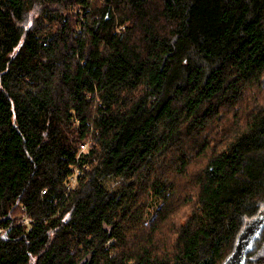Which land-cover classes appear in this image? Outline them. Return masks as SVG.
<instances>
[{
    "label": "trees",
    "instance_id": "trees-1",
    "mask_svg": "<svg viewBox=\"0 0 264 264\" xmlns=\"http://www.w3.org/2000/svg\"><path fill=\"white\" fill-rule=\"evenodd\" d=\"M236 252L264 264V0H0V264Z\"/></svg>",
    "mask_w": 264,
    "mask_h": 264
},
{
    "label": "built area",
    "instance_id": "built-area-1",
    "mask_svg": "<svg viewBox=\"0 0 264 264\" xmlns=\"http://www.w3.org/2000/svg\"><path fill=\"white\" fill-rule=\"evenodd\" d=\"M88 144L84 145L82 148V152L86 150ZM83 173V169L81 167H76L74 172L69 175V177L67 178V180L65 181V187L67 188V190H71L73 189V187L78 183L79 180V176ZM46 189L43 190V192H45ZM26 221L29 222L30 219L26 218ZM113 240H110L109 244L112 242Z\"/></svg>",
    "mask_w": 264,
    "mask_h": 264
},
{
    "label": "flooded vegetation",
    "instance_id": "flooded-vegetation-1",
    "mask_svg": "<svg viewBox=\"0 0 264 264\" xmlns=\"http://www.w3.org/2000/svg\"><path fill=\"white\" fill-rule=\"evenodd\" d=\"M243 259H245L243 252L242 253L236 252L234 254V257H232V260L229 262V264H241L242 261H244Z\"/></svg>",
    "mask_w": 264,
    "mask_h": 264
},
{
    "label": "water",
    "instance_id": "water-1",
    "mask_svg": "<svg viewBox=\"0 0 264 264\" xmlns=\"http://www.w3.org/2000/svg\"><path fill=\"white\" fill-rule=\"evenodd\" d=\"M250 232H249V230H246V232L244 233V234H241V236L239 237V240L241 241L242 239H245V241H248V240H251L252 238V235H253V232H251L250 234H249ZM249 234V236L248 237H245V236H247ZM244 241V248L245 247H247V243ZM239 248V247H238ZM243 255L245 256V253L243 252Z\"/></svg>",
    "mask_w": 264,
    "mask_h": 264
},
{
    "label": "bare ground",
    "instance_id": "bare-ground-1",
    "mask_svg": "<svg viewBox=\"0 0 264 264\" xmlns=\"http://www.w3.org/2000/svg\"><path fill=\"white\" fill-rule=\"evenodd\" d=\"M84 145H86V144H82V145H81V149L83 148ZM76 167H78V166H75V165H72V166H71L72 169H74V168H76ZM81 168H82V167H81ZM71 173H72V172H71ZM69 175H70V173H69ZM69 175L64 179L65 181H66V179L69 177ZM80 179H81V178H80ZM65 181H64V183H65ZM65 188H66V187H65ZM66 189H67V188H66ZM262 214H263V213H262ZM250 222H251V221H250ZM27 223H28V222H27ZM247 225H248V224H247ZM253 226H254V225H253ZM251 231H252V230H251ZM251 231H250V232H251ZM238 242H239V241H238ZM242 247H243V246H242ZM239 249H240V248H239ZM235 250H236V249H235ZM239 255H240V254H239Z\"/></svg>",
    "mask_w": 264,
    "mask_h": 264
},
{
    "label": "rangeland",
    "instance_id": "rangeland-1",
    "mask_svg": "<svg viewBox=\"0 0 264 264\" xmlns=\"http://www.w3.org/2000/svg\"><path fill=\"white\" fill-rule=\"evenodd\" d=\"M68 191V190H67ZM158 205H157V200L156 199H154V201H153V204H152V210H154L156 207H157ZM26 218H29V217H25V221H26ZM30 219V218H29ZM31 220V219H30ZM27 222V221H26ZM253 240H254V238H253ZM253 242V241H252Z\"/></svg>",
    "mask_w": 264,
    "mask_h": 264
}]
</instances>
